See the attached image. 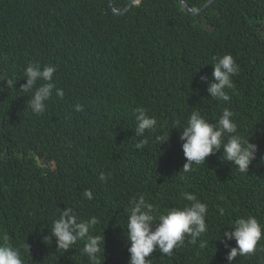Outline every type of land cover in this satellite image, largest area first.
Wrapping results in <instances>:
<instances>
[{
	"label": "trees",
	"instance_id": "1",
	"mask_svg": "<svg viewBox=\"0 0 264 264\" xmlns=\"http://www.w3.org/2000/svg\"><path fill=\"white\" fill-rule=\"evenodd\" d=\"M128 1L113 0V6L121 10ZM186 1L198 9L207 0ZM108 3L0 0V243L7 235L24 264H90L83 241L65 252L54 237L43 242L60 209L70 206L81 219L100 220L92 234L104 235L102 264H128L130 200L143 194L164 212L188 204L181 197L188 191L208 205L206 233L196 244L186 237L171 256L157 249L146 259L226 264L235 240L222 243L225 228L248 215L264 228V134L258 131L264 129V0H214L198 13H186L180 0H140L124 14ZM227 53L240 71L224 101L206 89L212 58ZM30 61L55 65L53 79L64 91L62 99L53 92L42 115L33 114L30 94L19 90ZM10 77L16 89H7L3 80ZM138 106L157 119L143 137L134 132ZM224 108L233 111L239 133L258 146L247 172L218 151L183 174L182 129L171 124H186L195 109L215 123ZM168 129L169 140L158 145L156 137ZM141 139L147 143L137 149ZM36 156L54 159L58 169L40 166ZM43 178L48 211H38L35 200ZM85 189L93 199L83 196ZM232 264H264V237L254 253Z\"/></svg>",
	"mask_w": 264,
	"mask_h": 264
},
{
	"label": "clouds",
	"instance_id": "2",
	"mask_svg": "<svg viewBox=\"0 0 264 264\" xmlns=\"http://www.w3.org/2000/svg\"><path fill=\"white\" fill-rule=\"evenodd\" d=\"M188 7L190 8L189 5ZM211 65L213 79L208 82L206 91L213 99L227 101L230 97L226 89L234 87L232 77L239 73V65L230 53L220 57L214 56ZM56 71L55 65H42L38 61H30L24 68L23 77L26 82L20 85L19 90L22 93L30 94L27 106L33 114H44L47 102L52 98L54 91L57 97L61 99L64 97L63 89L58 88L53 79ZM200 80L206 81L207 77L201 76ZM3 81L7 89H16L14 85L17 79L10 77ZM40 81L43 83H38ZM3 90L4 86H0V91ZM75 110L82 111L83 108L77 104ZM134 111L136 120L134 132L137 137H143L146 130L156 129L157 119L148 115L144 107L138 106ZM233 116L234 113L231 109L224 108L219 119L213 123L205 118L199 109H195L191 112L186 124L181 125L179 120L173 121L171 126L182 129L179 132V140L185 157V163L181 168L183 174L193 171V165L204 164L206 157L218 151L222 153L221 158L224 161L232 162L241 173L247 172L248 166L255 159L258 146L250 142L249 135L245 137L239 133L237 124L232 119ZM258 131L264 134V129ZM156 139L158 145L167 142L169 129L167 135H158ZM145 143H147L146 139H141L135 146L140 149ZM36 158L40 166L51 170L58 169V164L54 159L39 158L38 156ZM46 174L45 172L44 175ZM183 174L179 176L181 181L185 179ZM99 179L105 181L107 177L101 173ZM42 183L39 185L40 196L35 195V200L36 204H40L38 211H48L44 201V178ZM83 196L88 200L93 199L90 189H85ZM181 197L189 203L182 207H169L164 212H159L157 207L149 202L143 194L130 200L131 207L125 225L129 241L128 264H152V260L146 259V257H149L157 249L160 253L171 256L175 248L184 245L186 237L190 238V243L196 244L197 239L206 233L208 205L199 200L192 192L183 191ZM218 211L223 216V209H218ZM54 212L55 206L52 208V214ZM99 223L100 220L96 216L81 219L72 207H64L60 209L58 218L54 217L51 232L43 236L42 239L43 242L47 241V244H50L54 237L56 248L63 252L71 249L78 241H83V254L87 256L90 264H102L103 260L100 259V254H103L104 235L103 233L92 234V230ZM262 237H264V228L255 216L248 215L237 218L231 227H227L223 231L222 243L226 247H229L227 241L235 240V246L229 247L226 254V264H232L238 256L254 253ZM3 240L4 243H0V264H24L21 249L13 246L7 235L3 237ZM205 243L207 242H202L200 246L204 247ZM24 251L29 252V245L26 243H24Z\"/></svg>",
	"mask_w": 264,
	"mask_h": 264
},
{
	"label": "water",
	"instance_id": "3",
	"mask_svg": "<svg viewBox=\"0 0 264 264\" xmlns=\"http://www.w3.org/2000/svg\"><path fill=\"white\" fill-rule=\"evenodd\" d=\"M212 0H208L206 3H204L200 8L198 9H190L187 5V2L185 0H181V4H182V7L183 9L187 12V13H198L200 12L201 10H203ZM136 2H139V0H129V2L127 3V5L122 9V10H116L114 7H113V4H112V0H109V8L111 11H113L114 13L116 14H123L126 12V10H128L132 5L133 3H136Z\"/></svg>",
	"mask_w": 264,
	"mask_h": 264
}]
</instances>
